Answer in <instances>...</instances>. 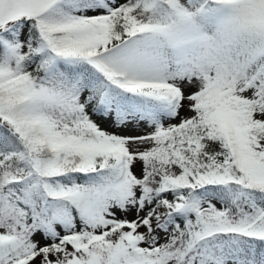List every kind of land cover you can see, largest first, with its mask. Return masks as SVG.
Masks as SVG:
<instances>
[{"label":"snow or ice","instance_id":"6c2138e0","mask_svg":"<svg viewBox=\"0 0 264 264\" xmlns=\"http://www.w3.org/2000/svg\"><path fill=\"white\" fill-rule=\"evenodd\" d=\"M0 264H264V0H0Z\"/></svg>","mask_w":264,"mask_h":264}]
</instances>
